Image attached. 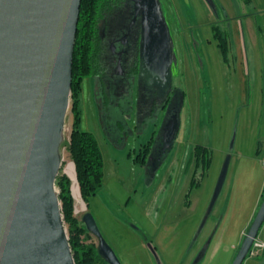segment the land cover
<instances>
[{"label": "rangeland", "instance_id": "1", "mask_svg": "<svg viewBox=\"0 0 264 264\" xmlns=\"http://www.w3.org/2000/svg\"><path fill=\"white\" fill-rule=\"evenodd\" d=\"M214 1L215 11L207 0H164L176 52L183 48L177 55L174 50L172 75L184 94L177 137L157 168L135 162L129 149H138L155 130L158 136L164 119L156 116L157 123L133 130L126 144H118L100 125L92 96L94 78L83 79L80 128L94 133L103 160L102 186L89 196L87 209L69 149L75 117L71 93L56 179L63 174L73 178L74 208H80L76 216L82 220L86 211L93 214L122 264H228L259 203L264 187V0ZM231 4L246 13V29L238 22L230 31L227 21H218L220 30L230 33L224 53L206 17L224 16L223 6ZM181 9L191 11V22L198 9L197 21L203 25L193 29L180 25ZM197 145L206 148L208 167L202 158L197 164ZM228 157L225 180L208 213ZM193 176L199 185H192ZM65 227L68 234L67 223ZM258 237L264 241V225ZM93 240L99 245L95 234ZM263 260L264 255L247 256L243 264H264Z\"/></svg>", "mask_w": 264, "mask_h": 264}, {"label": "water", "instance_id": "2", "mask_svg": "<svg viewBox=\"0 0 264 264\" xmlns=\"http://www.w3.org/2000/svg\"><path fill=\"white\" fill-rule=\"evenodd\" d=\"M80 6L81 0H0V264H76L55 181L71 104ZM143 6L144 67L160 69L157 75L165 82L175 57L171 32L160 0H143ZM179 114L180 108L160 131L154 168L173 147ZM228 163L229 157L208 213ZM82 221L99 238V252L108 263L122 264L93 214L86 211ZM263 224L264 199L231 264H243Z\"/></svg>", "mask_w": 264, "mask_h": 264}, {"label": "flooded vegetation", "instance_id": "3", "mask_svg": "<svg viewBox=\"0 0 264 264\" xmlns=\"http://www.w3.org/2000/svg\"><path fill=\"white\" fill-rule=\"evenodd\" d=\"M167 1L169 2V0ZM247 1L244 0V2ZM160 2L163 14L170 28L171 25L167 18L168 10L166 4L164 0H160ZM209 2L211 8L215 11V1L210 0ZM231 5L227 8L223 6L224 10L222 12L225 15H221L220 19H217L212 24L214 34L215 31L224 33L218 25V21L220 20L227 21L228 24L226 25L229 26L230 31L234 27V21L237 20L244 27L246 13L240 11L238 6ZM144 9L143 0H98V30L99 41L102 45L101 69L98 74L88 75L84 78H94L92 96L97 109L96 111L98 112L100 125L105 128L106 133L118 144L125 143L133 135V130L137 132L138 129L143 128L150 122L157 123L158 120L153 121V118H156V116H158L157 119L161 116V122L164 119V125L171 115L177 112L178 108L181 110L182 105L180 102L184 91L180 90L174 84L173 75L171 74V78L164 82L157 75L160 69L144 67L141 53L143 19L145 16ZM169 14H172V10ZM177 19L179 21V17ZM179 24H182L181 21ZM188 28L193 29L194 27ZM225 32L224 34L228 44V36H230V33L228 35L229 31ZM179 41L176 43L178 47L181 44ZM173 45V50L176 52L174 38ZM182 49V47H179L176 55ZM175 66L178 67V60ZM173 69L174 60L171 65V72ZM83 79L81 80V89ZM163 125H161L160 131ZM156 134L157 130L153 131L148 141L142 142L138 149L135 147L132 149L130 147V155L134 153L132 155L133 160L140 157L145 160L144 165L148 162L154 164V157L162 145L161 132L158 136ZM261 199L262 201L264 199V189ZM256 242H260L261 245L255 247ZM253 247H255L256 252L251 254L250 251ZM263 252L264 241L260 240L257 236L247 256H259Z\"/></svg>", "mask_w": 264, "mask_h": 264}, {"label": "trees", "instance_id": "4", "mask_svg": "<svg viewBox=\"0 0 264 264\" xmlns=\"http://www.w3.org/2000/svg\"><path fill=\"white\" fill-rule=\"evenodd\" d=\"M99 12L98 0H81L79 21L72 64V85L74 121L70 133V153L75 163L77 180L81 194L88 204V198L95 195L102 186L103 160L98 141L93 132L80 128L81 109L80 91L81 80L88 75L98 74L101 69L100 59L102 45L99 41ZM219 38V46L226 53L227 40L224 33L215 31ZM204 146L197 145L194 157L199 163L202 158L204 167H208L210 157L206 156ZM135 162L144 163L145 160L137 157ZM59 186V198L61 200L62 213L65 223L68 225L70 246L76 264H109L99 252L98 245L93 240L83 221L74 213V199L71 190V179L63 174L56 179ZM192 185H199V181L193 176Z\"/></svg>", "mask_w": 264, "mask_h": 264}, {"label": "crops", "instance_id": "5", "mask_svg": "<svg viewBox=\"0 0 264 264\" xmlns=\"http://www.w3.org/2000/svg\"><path fill=\"white\" fill-rule=\"evenodd\" d=\"M208 1V0H207ZM185 3V2H184ZM178 5V4H177ZM189 11L190 10H183V9H181V14L179 15L180 16V18H181V23L183 24V25H185V27H195V26H202L203 25V23H202V21H200V23L197 21V20H199V16H198V13H199V11H198V9H195V10H193V12H194V14H195V16H196V18H195V21L194 22H191V19L189 18L190 17V15H189ZM212 11V10H211ZM191 12V11H190ZM259 12H260V9H259ZM245 13V12H244ZM218 14V13H217ZM215 15V13L213 14H211V13H209L208 14V16L206 17V23H209V24H213L215 21H217V19L219 20L220 19V16H219V14L218 15ZM238 15V14H237ZM234 16H236V14H234ZM220 21H222V20H220ZM239 22V20H237V21H234V24H235V27H237V23ZM211 24V25H212ZM244 27H245V29H246V26L244 25ZM235 31V30H234ZM73 189H74V186H73ZM263 189H264V187L262 188V190H261V192H260V196H259V203L257 204V206H256V209H255V211L253 212V214H252V216H251V219H250V224L249 225H251V222L253 221V219H254V217H255V215H256V213H257V210H258V208H259V206H260V203H261V195H262V192H263ZM248 227H250V226H248ZM247 229H249V228H247ZM245 232H247V230L245 231ZM243 237H244V234H243ZM261 255H264V252H263V254H261ZM260 256V255H259ZM264 261V260H263ZM231 262H232V260H230V262L228 263V264H231ZM193 263V262H192Z\"/></svg>", "mask_w": 264, "mask_h": 264}, {"label": "built area", "instance_id": "6", "mask_svg": "<svg viewBox=\"0 0 264 264\" xmlns=\"http://www.w3.org/2000/svg\"><path fill=\"white\" fill-rule=\"evenodd\" d=\"M262 154H263L262 163H263V165H264V149L262 150ZM77 184H79L78 181H77ZM73 186H74V184H73ZM78 188H79V185H78ZM78 211H80V208L77 207V206H75V208H74V213H77ZM259 245H261L260 242H256L255 247H256V246H259ZM255 247H253V249L250 251L251 254H254V253L256 252Z\"/></svg>", "mask_w": 264, "mask_h": 264}, {"label": "bare ground", "instance_id": "7", "mask_svg": "<svg viewBox=\"0 0 264 264\" xmlns=\"http://www.w3.org/2000/svg\"><path fill=\"white\" fill-rule=\"evenodd\" d=\"M66 119H67V116H66Z\"/></svg>", "mask_w": 264, "mask_h": 264}]
</instances>
